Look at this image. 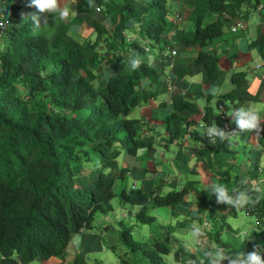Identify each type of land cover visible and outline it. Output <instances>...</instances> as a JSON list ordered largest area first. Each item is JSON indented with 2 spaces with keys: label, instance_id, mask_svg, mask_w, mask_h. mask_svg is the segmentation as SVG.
<instances>
[{
  "label": "trees",
  "instance_id": "obj_1",
  "mask_svg": "<svg viewBox=\"0 0 264 264\" xmlns=\"http://www.w3.org/2000/svg\"><path fill=\"white\" fill-rule=\"evenodd\" d=\"M74 3L76 18L72 21L59 15H41L39 28L32 19L38 10L31 0L11 3L7 13L11 25L0 38V264L66 259L73 236L94 230L97 212L109 214L114 210L112 200L118 194L112 170L118 168L119 156L152 146L142 137L139 120L130 114L157 97L151 85L158 82L162 70L153 66L149 57L167 45L162 43L170 29L172 13L167 0ZM259 4L260 0H195V34L181 40L201 46L197 62L206 67L211 79L219 76L220 57L211 54L208 45L224 35L226 26H232ZM208 12L217 18L206 21ZM97 14L102 20L96 18L93 22L95 42L78 43L71 37L72 26L81 15ZM146 41L150 42L151 52L145 50ZM101 43L106 54H101L100 49L93 56L86 53L85 45L92 48ZM254 44L260 46L264 56V36ZM135 57L142 63L132 70L129 60ZM103 63L105 71L99 74ZM187 72L188 69L177 70L182 75ZM245 76L238 72L232 80L241 84ZM237 93V88L224 93L219 104L229 107L230 102L236 106ZM172 105L174 111L165 122L173 131L172 138L179 139L185 125L192 123L182 112L199 113L201 109L181 95L172 97ZM214 116L213 109L207 106L206 123L211 125ZM258 131L264 143V130ZM232 146L229 139L217 137L215 144L207 143L197 151L206 157L209 169L225 186L231 182L230 171L219 170L214 160L218 162L216 153H235ZM120 170L121 175L127 172V168ZM246 186L253 188L252 184ZM190 190L188 185L162 194L133 188L123 189L119 196L123 203L140 206L136 212L138 222L152 225L157 217L148 213L151 206L170 207L176 215L179 207L192 205L187 199ZM249 195L255 198L258 194L249 191ZM209 205L211 227L201 236L210 246L206 252L213 244L234 254L264 243V239L254 237L224 240L222 231L234 228L226 214L221 218L223 225L214 218L217 196L200 202L199 212H205ZM240 209L256 215L260 220L257 224L264 230V198ZM233 213L237 216L238 210L233 208ZM119 240L124 247L120 248L119 243L110 245L118 253L117 264H167L165 256L174 250L161 239L136 240L131 226L120 232ZM182 255L187 260L195 256L184 249L175 250L176 260ZM73 260L75 264H89L78 253ZM222 262L228 264L227 260Z\"/></svg>",
  "mask_w": 264,
  "mask_h": 264
},
{
  "label": "crops",
  "instance_id": "obj_2",
  "mask_svg": "<svg viewBox=\"0 0 264 264\" xmlns=\"http://www.w3.org/2000/svg\"><path fill=\"white\" fill-rule=\"evenodd\" d=\"M167 2L172 13L170 29L162 37V43L167 44L164 49L171 46L175 47L178 54L170 62L161 64L159 60L162 57L163 50L156 49L152 52L153 55L149 57V62L162 70L159 82L151 85V88L155 91L158 89L157 97L147 104L140 105L132 110V118L139 120L138 126L141 128L142 137L150 142L152 146L140 148L136 153L121 155L118 164L122 168H127V172L121 175L119 166L112 170L113 177L115 178L114 189L116 192L119 181L132 177L134 179L132 187L135 185L136 188L147 192L157 190L165 194L168 191L179 190L185 187L180 179L183 175L195 173L201 175V182H205L209 188V191H206L202 195H199L200 193L195 191L193 195H187L188 200L198 205L200 202L216 196L211 191L210 179L214 183L220 184L219 177L213 176L209 172V164L206 157L197 152L198 149L204 148L205 144H207L205 137L207 124L204 120L205 108L210 106L215 113L211 126L216 125L224 130V124L219 118L221 111L219 105L220 96L237 88L239 100L236 106L230 102H227L230 105L229 107L223 105L229 115L232 131L236 130V124L232 116L235 110L241 106L251 107L261 116H264V56L260 52V46L254 44L255 41L264 36V0H260V4L251 8L241 19L247 24L246 30L233 33L230 31L231 26H226L224 35L208 45L207 50L211 54L220 57V71L216 79H211L206 67L197 62L201 46L187 45L181 40L183 37H193L195 34V21L198 16L195 0H167ZM72 3L74 5L69 8L71 9L70 16L63 20L72 21L74 17L76 18L74 0L62 2V7H68ZM177 15L182 16V21L179 23L175 21ZM206 15V21L217 18V15L213 12H208ZM96 18L99 19L98 14L95 16L81 15L79 17L80 21L74 23L72 26L75 34L72 37L77 41L81 39L84 43L89 40L95 42L97 34L94 32L93 22ZM236 22H233L232 25ZM105 23L108 28L109 22L106 20ZM137 38H139L138 35L135 39ZM99 49L101 50V54L107 53L103 43L92 48L89 45H85V51L89 56H93ZM103 69L104 63L102 69L98 70V73L103 74L105 71ZM182 69H188L189 72L184 75L178 74L177 70ZM238 72L246 73L245 79L241 84H236L232 80L233 74ZM162 82L164 83L163 85ZM146 84H150V81H146ZM173 95H181L185 99L194 101L201 109L199 113L191 111L182 112L183 116L191 120L192 123L185 125L183 135L179 139L172 138L173 131L168 129L165 122L166 118L174 111L172 105ZM261 127L264 128V121H262ZM188 133L191 134V137L186 140L185 137ZM259 135V131L243 134L236 133L228 138L233 142L231 149L236 150L235 153L230 155L231 158L229 159L231 161L221 163L218 157H215L218 162L214 160V165L219 170H229L232 183L236 179L238 180V183L234 185L235 189L242 188L250 183L253 184V182L257 186L260 184L263 186L264 184V143L259 139ZM206 179H208V183ZM242 180L247 182L246 185L241 184ZM197 182H199L198 179H192L188 181V185L195 188ZM140 183L141 187H139ZM223 185L225 186V184ZM227 186L225 187L227 188ZM121 189H124V187ZM121 189H118L117 193H120ZM228 190L230 189L228 188ZM191 196H194L196 199H192ZM200 198L203 200L198 201ZM217 204L219 210L222 212H226L227 208L235 209V207L227 204H225L226 207L220 208L219 206L222 203L217 202ZM113 207L114 210L112 212L114 213L118 207L115 208L114 205ZM136 207L140 208L138 205ZM151 208H154V206H151ZM210 208L211 206L209 205V208L205 212L192 214L196 218L204 216L205 222H203V225L205 224L207 229L210 223L208 219ZM188 210L189 206H181L176 210L177 216H174L179 217L183 215L182 211H185L184 215L187 216ZM109 214H104L101 218V223L102 225L106 224L107 227L114 228L110 223H107ZM132 214L134 215L136 212ZM221 215L223 216L224 214ZM236 215L238 216V213ZM105 234V227L98 235H96L94 230L78 233L70 241L66 259L52 257L49 260L41 261V264H75L73 260L75 254L78 253L84 257L83 255L89 250H94L95 248L99 250ZM167 242L173 246V241L169 239ZM179 250H183V248L180 249L179 247Z\"/></svg>",
  "mask_w": 264,
  "mask_h": 264
},
{
  "label": "rangeland",
  "instance_id": "obj_3",
  "mask_svg": "<svg viewBox=\"0 0 264 264\" xmlns=\"http://www.w3.org/2000/svg\"><path fill=\"white\" fill-rule=\"evenodd\" d=\"M15 1L17 0H0V3L3 4L4 12L6 14L9 11L11 3ZM64 1L66 2L67 0H63L62 2L64 3ZM73 5H74L73 3L69 4L68 8H70V6H73ZM74 11H75V6H74ZM98 16H99V19H101V16L100 15ZM73 35L75 36L74 30L72 29L71 37ZM77 42L83 43L84 41L81 39H78ZM92 42L93 41H91L90 43ZM163 84L164 83L162 82V85ZM130 117H133L132 114H130ZM125 153L127 152H123L121 155ZM216 154L217 156L215 157H218L219 162L221 163L225 161H231V159H229L231 158V156L226 151H222ZM121 155L118 158L119 161H120ZM119 168L120 169L122 168L120 167V164H119ZM209 172L213 176H215L212 169H209ZM192 179H198L199 182L196 183L195 188L190 186L191 188L190 192L192 191V193H189V194L193 195V192L195 191V192L200 193V194L199 193L197 194L202 195L206 193V191L207 192L209 191V188L206 185V183L201 182L202 178L200 174L190 173L189 175H183V177L180 180L183 182V186H187L188 181H191ZM207 181L208 179H206V182ZM133 182H134V179L132 177H128L127 179L119 181L118 182L119 184L116 188L117 189L116 192H118V189H121L123 187L124 189L131 190L132 189L131 185ZM236 183L238 182L228 183L227 189L229 188L232 191L233 189L236 188L234 187ZM209 184L212 187V185L216 183H214L210 179ZM259 186H261V184ZM139 187H141V183ZM117 194L118 195L115 198H113L112 203L115 206V208L118 207V209L114 213L111 212L109 214V220L107 221V223H110L114 228L107 227L106 224L102 225L101 218L104 216L102 212H97L95 215L94 232L96 233V235H98L105 227L106 234L103 236V239H102L103 241H102V244L99 250L95 248L94 250H89L86 254L83 255L89 264H117L119 262L118 253L115 251H112L110 245L119 243L120 248L124 247L123 244L119 240V234L127 226H131L133 228V237L136 240L153 241L155 239L154 237H156L157 239H161L164 241H167L169 239L170 241H173L174 250L169 255L165 256L167 264H199V263H202V264L210 263L211 264L210 259L206 258V253H207L206 249L210 247L208 244V241L205 242L204 245H200L198 244L200 236L196 237L193 235L194 226L201 228L202 231L208 230L211 227L210 223H209L208 229L206 228L207 226L204 227L205 225V224L203 225V222H205L204 216H199L197 218L192 216L193 213L199 212L197 204L192 203V205L189 206V210H188L189 213L187 214V216L184 215L185 211H182V212L180 211L181 213H183V215H180L179 217H175L177 215L174 216L170 207L158 206L156 208L155 207L151 208L149 209L148 213L151 215H155V216L157 215L156 216L158 218L157 221L153 222L152 225L150 224L142 225L140 222L137 221L135 214L134 215L132 214L134 212H137V210H139L140 208H137L136 207L137 205H133L130 203H123L119 196V193ZM192 199H196V198L193 196ZM202 200L203 199L200 198L198 201H202ZM219 207L220 208L226 207V205L222 203V205ZM213 214H214V218L217 221H219L220 224H222L221 214H226L228 222L233 225L234 230H231L232 232H230L229 230L222 231L221 235L224 240L242 241L243 239L248 238V237H254L258 240L264 239V230L260 229L259 225L257 224V222L259 223V221L257 220V216L254 214L251 215V214H248L245 210L239 209L238 216H235L233 214V209L227 208L226 212H222L219 210L218 206H215L213 210ZM208 219L212 220V216L210 213H209ZM223 229H226V228L223 226ZM174 243L176 244L174 245ZM179 247L180 249L183 248L185 251L195 255L196 257L191 256L190 260H188L187 262L186 256L182 255L180 260H176L175 250H177V248L179 249ZM211 248H217V245L213 244ZM121 253H123L122 250H121ZM30 264H41V261L35 260L31 262ZM66 264H72V263H66Z\"/></svg>",
  "mask_w": 264,
  "mask_h": 264
},
{
  "label": "clouds",
  "instance_id": "obj_4",
  "mask_svg": "<svg viewBox=\"0 0 264 264\" xmlns=\"http://www.w3.org/2000/svg\"><path fill=\"white\" fill-rule=\"evenodd\" d=\"M32 5L36 7L37 15H34L32 19L34 21H37L35 27L39 28L41 24H39V17L41 15H47V14H53L54 16L59 15L61 19H67L70 16L71 9L68 7H62V0H31ZM0 5L3 8V4L0 3ZM4 11V8H3ZM5 16L7 17V14L4 12ZM8 19V18H7ZM232 28V26H231ZM231 31V29H230ZM232 32V31H231ZM234 33V32H233ZM149 48L147 50L146 48ZM145 50L147 52L152 51V47L150 45L149 41H146L145 43ZM167 50L163 49L162 57L159 60V63L165 64L168 63L163 59V54ZM177 50V49H176ZM178 54V53H177ZM142 61L139 57L131 58L129 60V64L132 70H136L140 67ZM160 80V79H159ZM158 80V82H159ZM160 90V89H159ZM158 93V89L156 90ZM173 92L172 90H170ZM174 96V95H173ZM220 105V115L219 118L222 120V115L227 114L228 121H229V115L226 111V109L223 107V104ZM205 116V115H204ZM233 121L236 124V130L232 131L230 134H228L226 131L220 129L216 125H209L207 124L206 127V134L208 137H211L210 142L207 140V143L209 144H215L216 139L215 137H220L221 140L228 139L230 136L235 135L236 133H246V132H252V131H258V130H264V128L261 127L262 121H264V116H261L255 109L251 107H244L241 106L237 108L233 114ZM206 122V121H205ZM223 124L224 121L222 120ZM230 123V121H229ZM232 128V127H231ZM191 137V134L188 133L186 135V140ZM246 181L242 180L241 184L246 185ZM251 184V183H250ZM253 188H249L247 186L233 189L231 192L223 185V184H213L211 191L217 196V202L218 203H224L231 207H235L237 209L242 208L246 205H252L256 204L260 201L261 198H264V186H257L255 182H253ZM136 188L134 185L132 187ZM138 189V188H136ZM249 191H254L258 195L253 198V195H249ZM136 216V214H135ZM258 220V218H257ZM260 222V220H258ZM258 223V222H257ZM208 224V223H206ZM206 227V225H204ZM207 228V227H206ZM234 230V229H233ZM232 232L231 230H229ZM193 235L196 237L203 235V231L199 227L194 226ZM199 239V240H200ZM206 255L211 261V264H222V261L227 260L228 264H264V243L262 244H255L253 245V248L251 251L247 252H235L234 254H229L225 252L223 248H212L210 249ZM188 262V260H187Z\"/></svg>",
  "mask_w": 264,
  "mask_h": 264
},
{
  "label": "built area",
  "instance_id": "obj_5",
  "mask_svg": "<svg viewBox=\"0 0 264 264\" xmlns=\"http://www.w3.org/2000/svg\"><path fill=\"white\" fill-rule=\"evenodd\" d=\"M98 11H100V8H97ZM176 22H181L182 21V16L181 15H177L175 18ZM11 23L8 21L7 17L4 14L3 8L0 5V38L4 35L5 30L10 27ZM247 28V24L245 21L243 20H238L234 25H232L231 31L236 33L242 30H246ZM147 50H149V48H146ZM178 51L176 50L175 47H168L167 50L164 52V56L163 59H165L166 62H170L176 55H177ZM222 120L224 121V129L225 131L230 134L232 132V128L231 125L228 121V116L227 114H223L222 115ZM206 138L208 139V141L210 142L211 137H208L206 134ZM216 139V137H215ZM207 242V238H201L199 240L200 245H204V243ZM222 264H224L222 262Z\"/></svg>",
  "mask_w": 264,
  "mask_h": 264
}]
</instances>
